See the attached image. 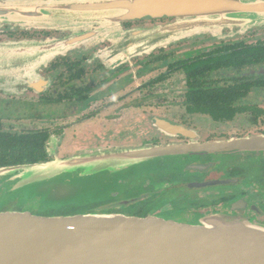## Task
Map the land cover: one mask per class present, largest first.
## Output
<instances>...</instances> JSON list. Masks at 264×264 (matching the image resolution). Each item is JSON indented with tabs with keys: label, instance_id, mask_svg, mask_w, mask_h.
Returning <instances> with one entry per match:
<instances>
[{
	"label": "flooded vegetation",
	"instance_id": "af4514ba",
	"mask_svg": "<svg viewBox=\"0 0 264 264\" xmlns=\"http://www.w3.org/2000/svg\"><path fill=\"white\" fill-rule=\"evenodd\" d=\"M29 1L0 0V13ZM171 22L145 18L120 28ZM97 30L30 28L0 14V46L35 43L45 51ZM102 37L38 55L13 77L0 74V169L64 160L65 146L76 158L264 138V26L178 38L145 54H115ZM150 169L137 186L111 193L92 211L184 224L229 212L264 223V150L190 151ZM12 195L0 190V212L23 207Z\"/></svg>",
	"mask_w": 264,
	"mask_h": 264
},
{
	"label": "water",
	"instance_id": "95a60500",
	"mask_svg": "<svg viewBox=\"0 0 264 264\" xmlns=\"http://www.w3.org/2000/svg\"><path fill=\"white\" fill-rule=\"evenodd\" d=\"M5 9L3 17L30 28L99 26L95 33L74 34L45 51L35 43L0 46V74L8 77L38 55L61 52L96 35H107L115 54H145L178 38L264 26V3L255 0H35ZM145 18L173 22L154 29L120 28L123 22ZM233 150H264V138L115 150L0 169V190L14 194L38 187L53 203L97 200L104 193L89 185L101 178L190 151ZM74 184L83 189L74 192ZM85 195L89 198L76 199ZM0 264H264V223L229 212L202 214L186 224L119 213L46 217L1 212Z\"/></svg>",
	"mask_w": 264,
	"mask_h": 264
},
{
	"label": "rangeland",
	"instance_id": "374dc122",
	"mask_svg": "<svg viewBox=\"0 0 264 264\" xmlns=\"http://www.w3.org/2000/svg\"><path fill=\"white\" fill-rule=\"evenodd\" d=\"M234 29L235 28H233L232 30ZM142 30H145V29H142ZM108 38L109 37L106 35L102 37L101 39L103 40V39H108ZM70 151H71L70 147L65 146L64 149H62L59 152V155H61L62 157L70 158L71 156ZM78 156H81V155H78ZM163 159H168V158H163ZM157 163L158 161H156L155 163L148 164L147 166L143 167L144 169H133V170L124 172L119 176H115L113 178H109V179L101 178V180L99 181L100 182L99 184H91L89 186L96 188L99 193H104L101 195V198H103L104 196H108V194L110 195L111 193H113L114 195H121L124 189L126 190L129 189V186L130 187L137 186L142 181L144 176L152 173L153 171H151L152 169H150V167L156 166ZM146 168H149V169H146ZM132 182L136 183L135 186L130 184ZM79 189H83V188H80L78 184H74V192H78ZM126 190H124V193H126ZM100 191H103V192H100ZM138 191L139 192H134V193L135 194L142 193V190L141 191L138 190ZM41 193L42 192L38 190V187H35L34 189L33 188L24 189L21 192L14 193L15 195H12V197L19 198L18 205L23 206L20 210H16V211L17 212H29L32 215L44 216L46 213L44 210L45 207H47L48 210H50V208H56L59 204L65 203L64 201L62 203L50 202L48 200V196H46V194H41ZM88 198L89 197L85 195V196H79L76 199L86 200ZM60 216H67V215H62L56 212L50 217H60ZM46 217H49V216H46Z\"/></svg>",
	"mask_w": 264,
	"mask_h": 264
},
{
	"label": "trees",
	"instance_id": "16d2710c",
	"mask_svg": "<svg viewBox=\"0 0 264 264\" xmlns=\"http://www.w3.org/2000/svg\"><path fill=\"white\" fill-rule=\"evenodd\" d=\"M109 194L108 196H104L101 199L97 200H89V201H79L74 200L69 203H62L59 204L56 208H53L52 210H48L47 207H45V215L46 216H52L54 213L58 212L62 215H78V214H88V213H95L93 210L94 205L100 202H106L109 200ZM97 213V212H96ZM145 216V215H143Z\"/></svg>",
	"mask_w": 264,
	"mask_h": 264
}]
</instances>
